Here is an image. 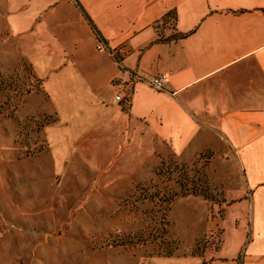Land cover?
I'll return each instance as SVG.
<instances>
[{
  "label": "crops",
  "instance_id": "obj_1",
  "mask_svg": "<svg viewBox=\"0 0 264 264\" xmlns=\"http://www.w3.org/2000/svg\"><path fill=\"white\" fill-rule=\"evenodd\" d=\"M1 5L16 45L8 56L24 60L39 81L32 112L55 117L42 128L46 152L34 158L48 161L47 170L37 171L67 178L91 168L99 178H120L144 158L150 165L171 152L188 161L209 151L208 168L217 162L234 183L224 192L219 248L196 261L264 264V0ZM81 11L118 64L95 49ZM125 72L165 75L171 95L131 83Z\"/></svg>",
  "mask_w": 264,
  "mask_h": 264
},
{
  "label": "rangeland",
  "instance_id": "obj_2",
  "mask_svg": "<svg viewBox=\"0 0 264 264\" xmlns=\"http://www.w3.org/2000/svg\"><path fill=\"white\" fill-rule=\"evenodd\" d=\"M4 15L0 0V264H200L206 248L216 251L234 182L217 162L208 168L209 151L144 158L120 178L37 171L47 170L34 158L46 152L42 128L55 117L32 112L39 81L8 56L16 45ZM194 190L205 198L182 195Z\"/></svg>",
  "mask_w": 264,
  "mask_h": 264
},
{
  "label": "built area",
  "instance_id": "obj_3",
  "mask_svg": "<svg viewBox=\"0 0 264 264\" xmlns=\"http://www.w3.org/2000/svg\"><path fill=\"white\" fill-rule=\"evenodd\" d=\"M95 40H96L95 49L99 51H106L109 54V56L113 59V61H115L118 64V61L114 56V53L107 49L105 43L98 37H95ZM125 74L128 76V79L131 83L142 82V83H145L149 88H151L152 90L156 92L169 93L165 88L166 86L165 75H157L149 79H144L136 73L125 72ZM169 94L171 95V93ZM114 100L120 102L122 101V98L118 94H115Z\"/></svg>",
  "mask_w": 264,
  "mask_h": 264
},
{
  "label": "trees",
  "instance_id": "obj_4",
  "mask_svg": "<svg viewBox=\"0 0 264 264\" xmlns=\"http://www.w3.org/2000/svg\"><path fill=\"white\" fill-rule=\"evenodd\" d=\"M77 5V4H76ZM77 7L79 8V6L77 5ZM81 14H82V16L85 18V20L87 21V23L89 24V26H90V28H91V30L93 31V34H94V36L95 37H98V38H100L101 40H102V38H101V36L98 34V32L95 30V28L92 26V24L89 22V20H88V18L85 16V14L81 11ZM103 41V40H102ZM54 122V120H51V121H48V122H46L45 124H49V123H53ZM162 164V163H161ZM192 195V196H201V197H203V198H205V195H203L201 192H196V190H194V191H191V192H188V191H186V192H184V193H182V195ZM171 199V198H170Z\"/></svg>",
  "mask_w": 264,
  "mask_h": 264
}]
</instances>
